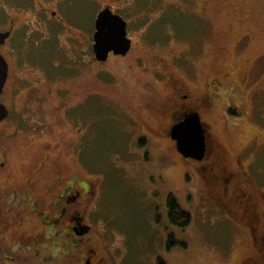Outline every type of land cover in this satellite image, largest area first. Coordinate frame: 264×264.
Returning a JSON list of instances; mask_svg holds the SVG:
<instances>
[{
  "label": "rangeland",
  "instance_id": "374dc122",
  "mask_svg": "<svg viewBox=\"0 0 264 264\" xmlns=\"http://www.w3.org/2000/svg\"><path fill=\"white\" fill-rule=\"evenodd\" d=\"M61 1L53 4L62 6L64 30L59 24L34 33L23 28L11 56L6 53L12 72L0 102L12 110L6 131L18 134L1 138L10 181L0 173V195L31 174L32 187L23 191L43 197L55 165L69 167L96 182L90 237L121 264H235L246 251L237 227L216 211L211 191L172 143L147 127L161 132L168 123L164 112L175 102L161 69L175 57L168 49H182L199 76L215 75L222 83L212 124L230 161H246L264 147V66H254L264 60V0H208L210 24L195 28L178 26L179 12H160L180 0H107L123 4L134 49L105 63L93 51L99 1ZM5 18L2 8L1 25ZM155 193L156 205L172 196L190 215L189 232L178 236L185 249H163L166 232L152 227Z\"/></svg>",
  "mask_w": 264,
  "mask_h": 264
},
{
  "label": "flooded vegetation",
  "instance_id": "af4514ba",
  "mask_svg": "<svg viewBox=\"0 0 264 264\" xmlns=\"http://www.w3.org/2000/svg\"><path fill=\"white\" fill-rule=\"evenodd\" d=\"M54 1L0 0L4 5H0V12L3 8L6 16L3 26L0 24V42H2L0 53L9 66L8 80L2 95L6 93L12 72L6 53L11 56L10 51H13L11 44L19 39L23 28H28L33 33L38 32L37 29L41 27L55 29L56 24L61 25L62 30L66 28L62 6L60 3L53 4ZM64 1L66 0L61 2ZM81 1L96 6L91 0ZM98 1L95 25L98 16L109 10L125 21L127 36L130 35L129 26L132 22L128 19L123 4L114 7L107 4V0ZM116 1L122 2V0ZM178 3L180 4H163L160 6V12L165 11V14L171 10L179 12L180 20L176 17L177 24L183 28L209 26L211 4L208 0H180ZM128 38L131 41V49L126 56L134 49L133 39L130 36ZM246 46L248 47L247 43ZM170 49L166 53L175 54V57L162 67L161 72L165 83L170 86L169 99L174 100L175 104L170 105L168 111L165 109L164 115L168 123L160 129L161 132L152 127L147 128L154 132L153 134H159L158 137L166 138L172 143L174 151L181 160L201 176L206 187L211 191L212 204L216 211L237 227L236 234L246 251L235 264H264V161L260 162L258 155V152H261L264 156V147L258 141L260 147L256 148V153L252 151L256 146L251 148L254 153L251 152L250 155L248 153L246 161L240 156L233 162L230 161L228 150L217 138L212 124L213 117L217 114L219 84L222 86V83L215 75L199 76L196 67L194 68L195 64L185 50L180 49L179 53H176L174 49ZM126 56L110 54L109 58ZM263 61L260 58L256 60L254 66L257 71L264 66ZM232 71V75L229 76L231 89H234L237 82L234 69ZM4 106L9 115L0 122V143L1 138L5 136L14 138L18 134L15 129L6 131L12 110L7 105ZM229 113L237 115L232 111ZM192 117L199 118L204 132L205 153L202 160L185 158L177 151L176 142L172 138L173 129L187 123ZM146 142L142 140L140 144L144 145ZM7 166L8 162L4 157H0V173H4L5 181L9 182L10 179H7L9 176L6 174ZM55 166L52 185L44 192L47 200H44V196L32 195L33 191H23L24 188L32 187L34 179L31 174H26L20 183L1 193L0 264H121L114 252L100 251L90 237L93 229L88 219L92 204L97 200L96 182L92 183L88 173L85 177L81 173H74L69 167ZM155 194L156 196L151 197L152 227L154 225L153 229L158 228L166 232L163 249L168 254L176 247L185 249L186 245L179 243L178 236L188 233L190 224L184 228L172 224L168 207L169 198L164 205L158 206L155 203L158 193ZM178 204L184 209L179 201ZM24 213H27V218L23 217ZM230 252L227 254L229 257L232 256ZM158 264H166V262L159 259Z\"/></svg>",
  "mask_w": 264,
  "mask_h": 264
},
{
  "label": "water",
  "instance_id": "95a60500",
  "mask_svg": "<svg viewBox=\"0 0 264 264\" xmlns=\"http://www.w3.org/2000/svg\"><path fill=\"white\" fill-rule=\"evenodd\" d=\"M93 51L99 63L108 61L110 54L126 56L131 49L127 36V24L109 10L102 12L97 19ZM2 44V42H0ZM9 74V66L0 53V96L4 92ZM7 108L0 104V122L8 117ZM177 150L185 158L202 160L205 153L204 132L198 117L176 126L172 131Z\"/></svg>",
  "mask_w": 264,
  "mask_h": 264
},
{
  "label": "trees",
  "instance_id": "16d2710c",
  "mask_svg": "<svg viewBox=\"0 0 264 264\" xmlns=\"http://www.w3.org/2000/svg\"><path fill=\"white\" fill-rule=\"evenodd\" d=\"M168 207L170 210L171 223L181 228L189 226L191 222L190 215L184 211L174 197H169Z\"/></svg>",
  "mask_w": 264,
  "mask_h": 264
}]
</instances>
